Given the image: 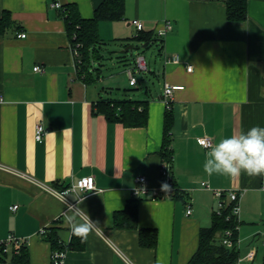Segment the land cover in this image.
<instances>
[{"label":"crops","instance_id":"crops-1","mask_svg":"<svg viewBox=\"0 0 264 264\" xmlns=\"http://www.w3.org/2000/svg\"><path fill=\"white\" fill-rule=\"evenodd\" d=\"M103 1L0 0V19L9 13L14 21L0 35V243L11 235L25 239L29 264H50L54 247L40 231L53 226L69 230L65 221L56 222L65 203L50 189L61 192L93 176L97 190L79 206L101 231L91 233L83 249L66 250V264H188L201 229L212 226L220 201L216 192L230 190L242 193L240 264L252 263L245 260L249 251L255 253V264H263L264 248L254 247L264 245V177L208 176L203 170L206 149L197 140L217 142L264 127V0H248V18L242 22L228 19L227 0H126L124 19L100 23L99 53L86 76L75 63L62 11L52 3L74 6L82 18H91ZM133 20L157 36L166 22L172 25L157 43L161 64L148 61L149 71L136 74V87L127 72L137 55L132 50L138 49L136 43L150 46L136 39ZM22 33L26 37H18ZM175 55L180 62H168ZM108 56L124 65V72L114 76L112 70L109 79L101 74ZM103 78L109 80L107 87H99ZM126 82L140 90L139 99L127 95L125 87L121 99L104 94ZM166 83L185 87L172 101L170 165L182 195L153 201L135 197L133 189L140 175L151 188L161 184ZM109 98L146 102L147 126L109 121L97 108ZM38 124L46 128L41 142L35 138ZM74 195L67 197L76 201ZM132 203L138 206V226L156 229L155 248L141 246L138 229L116 226V213ZM14 205L18 208L11 210ZM8 249L10 257L16 253Z\"/></svg>","mask_w":264,"mask_h":264},{"label":"trees","instance_id":"trees-1","mask_svg":"<svg viewBox=\"0 0 264 264\" xmlns=\"http://www.w3.org/2000/svg\"><path fill=\"white\" fill-rule=\"evenodd\" d=\"M65 7L67 9L62 14L66 21L72 49L77 53L75 55V63L80 74L88 76V69L92 60L99 53V25L104 21L124 19L126 0H104L95 9L91 18H82L74 6L65 5ZM227 17L230 21H246L248 18V0H227ZM13 26L14 21L10 14L5 13L0 19V35ZM136 39L146 41L148 46H150L153 43L157 44L162 38L141 30L138 32ZM97 108L109 121L121 123L125 127H145L148 124L147 103L144 101L102 99L97 104ZM173 125L174 115L171 106L170 109L166 110L164 138L160 152L163 160L170 164L173 160ZM115 223L118 228L138 229L141 246L147 248H155L157 246L158 234L156 229L140 228L138 226V206L136 204L132 203L126 210L116 213ZM237 223V219L230 210V205L223 209L221 215L217 211L214 212L212 226L201 229L198 250L188 264H234L240 256V251L236 247L229 249L222 245L221 238L226 230L235 229ZM61 230V227L58 226L50 227L44 236L45 239L52 243L54 249L68 250L69 248L83 249L85 247V241L81 242L75 236L72 237L69 243L61 242L59 238ZM235 236L238 237L237 232ZM4 250V245L0 243V262L9 259L13 264H29V253L25 244L22 245L17 254L14 253L11 257Z\"/></svg>","mask_w":264,"mask_h":264},{"label":"built area","instance_id":"built-area-1","mask_svg":"<svg viewBox=\"0 0 264 264\" xmlns=\"http://www.w3.org/2000/svg\"><path fill=\"white\" fill-rule=\"evenodd\" d=\"M52 7L57 8L61 10L62 12L65 11L67 8L60 4L59 2L52 3ZM132 24L136 27L138 31L143 30V25L139 20H133ZM172 30V25L170 22H166L164 24V27L158 31V36L160 38L164 37L168 32ZM18 37H26V34H19ZM74 55H77L76 52H74ZM174 62L179 63L180 57L178 55L173 56L172 58L168 59V62ZM36 71H40V67L35 68ZM187 70L189 72H192L193 66L188 65ZM149 71V63L144 54H137L134 60V67L128 69V76L130 79V85L136 87L138 84V79L136 77L137 73H144ZM185 87L183 85H173L166 83L164 85V91H163V101L166 106V109H170L172 106V101L175 92L184 90ZM2 97H0V102L2 101ZM46 133V128L42 124H38L36 126V135L35 138L38 142H41L43 140V137ZM199 139H203L206 141H212L209 137H201ZM198 141V140H197ZM213 142V141H212ZM170 163L167 161L163 162L162 170H161V184L157 188H151L148 185L147 178L144 175H140L136 177V186L133 189V194L137 198H146L149 197L153 201L158 200H165V199H175L176 197L182 195V191L178 188L175 178L171 172ZM168 184L171 187V192H164L161 189L162 184ZM203 186H206L203 184ZM262 189L264 190V180L262 183ZM97 190L95 179L93 176H87L83 177L81 179H78L76 181H73L70 183L63 191H57L54 189H50V191L56 195L59 198L60 194H63L65 192H71L76 195L77 199H84L91 193L95 192ZM241 191L239 190H230V191H218L216 192L217 197L219 198V204H218V210L217 213L221 215L224 208H226L227 205H230V210L237 219V225L235 226V229H228L224 232L223 237L221 238V243L225 247L232 249L234 247L240 248V240L238 237L235 236V233L239 231L240 225H239V219L238 215L240 212V206H239V200L241 196ZM223 197H228L229 202L224 201ZM65 209L58 215L56 222L61 223L64 222V215L67 211L68 205L75 206L77 204L76 201H71L67 195L65 196ZM18 208V205H14L11 207V210H16ZM188 214H191V207L188 206L187 210ZM48 228L42 229L40 231V234L42 236H45ZM261 241L264 243V233L260 235ZM62 242V241H61ZM5 247V253L9 252L8 247L12 246L15 250L14 252L18 253L22 245L26 244L25 239L17 238L13 235L9 236L8 239L1 242ZM255 253L252 251L250 255L248 256V259L252 261L251 264H255L254 261ZM67 259V251L63 249H54L52 251L51 255V261L50 264H66ZM240 259H238L234 264H240ZM0 264H13L9 260L2 261Z\"/></svg>","mask_w":264,"mask_h":264},{"label":"clouds","instance_id":"clouds-1","mask_svg":"<svg viewBox=\"0 0 264 264\" xmlns=\"http://www.w3.org/2000/svg\"><path fill=\"white\" fill-rule=\"evenodd\" d=\"M198 143L206 149L203 170L208 176L220 174L234 178L244 173L249 177H264V127L254 126L246 133L241 131L217 142L198 138ZM161 189L166 193L171 192V187L166 183L162 184ZM68 194L73 193L59 195L63 203H66L65 196ZM82 202V199H77L75 206L68 205L64 221L69 234L84 242L91 233H99L101 227L79 206Z\"/></svg>","mask_w":264,"mask_h":264},{"label":"rangeland","instance_id":"rangeland-1","mask_svg":"<svg viewBox=\"0 0 264 264\" xmlns=\"http://www.w3.org/2000/svg\"><path fill=\"white\" fill-rule=\"evenodd\" d=\"M136 48L138 49H134L132 50V53H136V54H144L146 56V58L148 59V61L151 63V65H155V64H161V57L158 53V45L157 44H151L149 48H142L141 47V44L139 43H136ZM116 47L115 46H109L107 47L108 50H114ZM105 62V65L101 68V74H102V77H105L107 79L110 78L111 76V72L113 70L114 72V76L115 75H118V74H121L124 69V65L120 62H117V61H112V59H110V56L107 57V59L104 61ZM97 68H99V64H97L96 66ZM111 69V70H110ZM107 79H104L102 80L101 84L99 87H107V85L109 84ZM125 85H121L120 86V90H117L115 88V90H113L112 94H106L104 93L106 96H110L112 98H116V99H121L123 98L126 93V90L124 89L127 88L128 91H127V95L133 97V98H136V99H139L140 98V90H135L134 87H130L129 86V83H124ZM156 86H158L159 88V83L156 81L155 82ZM256 247H254L255 249H257V247H259V252H262L263 248H264V245L259 243L258 244L256 243L255 245ZM252 251H249L246 256H245V260H249L248 259V256L250 255Z\"/></svg>","mask_w":264,"mask_h":264},{"label":"water","instance_id":"water-1","mask_svg":"<svg viewBox=\"0 0 264 264\" xmlns=\"http://www.w3.org/2000/svg\"><path fill=\"white\" fill-rule=\"evenodd\" d=\"M59 236L64 243H68L70 239L69 230H62L59 232Z\"/></svg>","mask_w":264,"mask_h":264}]
</instances>
